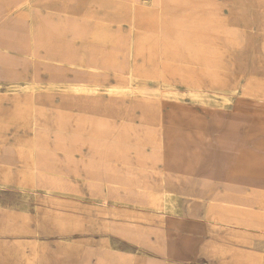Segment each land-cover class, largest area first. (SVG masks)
Instances as JSON below:
<instances>
[{
  "label": "rangeland",
  "instance_id": "1",
  "mask_svg": "<svg viewBox=\"0 0 264 264\" xmlns=\"http://www.w3.org/2000/svg\"><path fill=\"white\" fill-rule=\"evenodd\" d=\"M243 1L248 7L258 3V0ZM30 2L32 3V0ZM114 2L122 4L120 6L122 10L133 11V23L132 16L120 19L104 17L106 12L104 8H99L103 17L95 18L114 23L118 38L130 36L132 44L127 58L132 69L130 85L136 93L133 96L123 95L112 89L111 87L117 84L115 75L116 83L105 88L102 79L109 76L105 71L100 75L95 73L96 76L90 74L82 76L78 79L81 81L77 83L57 80L58 83L51 84L47 89L83 96L106 94L117 97V118L113 110V118L116 121L123 116L119 112L120 108L127 113L132 111L136 122L142 121L143 114H148L155 124L161 125L166 159L173 156L172 145L175 137L199 140V146L194 142H188V158L176 164V170L171 171L170 175L164 173L165 185L180 193L183 200L176 203L168 196L164 199L153 196L151 204L145 207L139 203L134 204L135 200L131 198L130 204L115 200L101 203L92 197L90 188L83 183L80 190L66 193L46 192L36 187L33 103L30 94L42 90L43 86L39 77H36V83H32L33 75L29 77L26 73H18L21 78H17L24 83L0 85V100L5 105L0 111V144L17 143L23 155L22 167L0 168V208L5 214V227L0 234V264H84V254L92 247L121 248L119 243L107 236L109 232L118 233L109 231L112 222L139 225L166 224L173 234L180 235L182 239L183 250L181 257H177L178 264H264V233L219 224L211 218L208 219L205 211V204L213 200H228L240 207L254 208L260 186L252 184V191L248 192L249 183L239 182V175L229 179L221 168L195 165L199 147L202 146L200 142L207 138L206 128L214 139L212 148L221 149L219 137L223 129L233 121H236L237 128L230 133L229 141L237 144L238 128L242 122L250 119L252 112L263 118L259 119V122L264 123V103L253 110L250 107L234 106L241 99L264 101V78H261V71L257 70V66L252 67L256 58L255 50L248 47L245 51L246 46L240 50L236 46L240 45L237 39L240 26L241 28L244 26L239 24L238 9L233 14L235 18H227V15H230L228 8L230 1L217 0L221 5L220 14L229 20L230 27L227 34L221 32L206 34L202 29H198L197 33H191L189 30L174 31V25L177 22L183 24L184 17H174L170 14L169 18L164 17L161 20V7L152 0ZM236 2L238 3V0ZM24 3V0H14L12 8H2L0 21L16 15V12L27 7ZM247 8L243 13L250 15L251 11H247ZM189 12V8L183 9L184 16ZM163 25L173 28L165 30ZM3 26L5 24H0V27ZM126 27H129V33L125 31ZM246 31L247 45L251 37L250 28L247 27ZM12 40V36H9L2 41V46L23 50L21 45L12 44ZM239 52L243 54L240 55ZM29 83H32L29 86L30 90H23L20 87L30 85ZM85 87L96 90L88 92ZM192 89H203L216 100L224 99L223 92L233 93L232 97H227V100L231 101L230 106L233 107L224 112L221 128L216 127L213 111L192 101L190 96ZM97 105L95 114L109 116L110 110L105 113L103 106L101 107L99 103ZM125 117L128 119L129 116ZM10 130L18 133L21 131L22 134H10L13 133ZM83 149L87 147L84 146ZM57 151L61 155L65 154L63 150ZM178 153L181 154V151ZM73 154L80 156L83 153L73 151ZM164 164L165 162L159 161L158 166L163 168ZM219 169H221L219 175L208 176V182L213 185L212 192L202 193V173ZM229 184L235 187L232 194L228 188ZM121 190L124 192V189ZM162 201L164 206L161 209ZM256 209L264 214V199L258 200ZM215 212L224 221L225 216L229 215L227 211L223 215ZM257 219L260 221L259 216ZM250 227H258L264 231L261 221L260 225L251 224ZM166 250L161 253L166 252L168 257H173L170 251ZM128 258L131 260V256ZM136 259V263H139L143 261L144 255L138 253ZM148 264L154 263L151 261Z\"/></svg>",
  "mask_w": 264,
  "mask_h": 264
},
{
  "label": "bare ground",
  "instance_id": "2",
  "mask_svg": "<svg viewBox=\"0 0 264 264\" xmlns=\"http://www.w3.org/2000/svg\"><path fill=\"white\" fill-rule=\"evenodd\" d=\"M13 1L0 0V15L2 8H12ZM29 1L24 0L28 8V14L30 16L35 15L36 8ZM80 1L88 2L82 14L89 17V21L96 19L95 17L102 16L99 8L105 9L104 17L120 19L133 14V11L122 10L120 7L122 4L119 2L115 3L114 0ZM152 1L161 7V20L170 16V14L174 17H184L185 21H183V24L177 22L174 25V31L189 30L191 33H197L198 29H202L206 34L211 32L227 34V30L230 27L229 22L220 14L221 5L217 0ZM258 3L264 6V0H258ZM184 8L190 9L187 16L183 15ZM49 14H57V12H50ZM68 14L71 16L76 15L73 13ZM262 14H264V11ZM163 27L167 30L172 26L163 25ZM91 28L92 26L87 24L85 29L81 30L80 46L85 47L87 51L86 68H82V70L85 71L84 73L94 76H96L95 73L100 75L102 71L109 74L110 70H112L117 78V84L111 88L123 95L133 96L136 91L130 85L132 69L127 58L132 44L130 36H120V38L117 36V42L112 47L118 50L119 55L111 57L105 54L107 48L111 47V45L91 40ZM261 29H264V25L261 26ZM15 30L16 27L14 25H9L8 29L3 30L0 35V43L3 44L6 38L12 36V44L21 45L24 51H31L35 55L39 49H44L47 58L57 60L52 63L58 65L55 66V71L59 72L52 74V78L58 81H66L60 73L63 69L58 62L70 60L74 64L72 68L75 69V72L80 69L77 65L78 57L68 54L71 50L68 49L71 47V40L64 42L59 39H53L46 32L38 30H34L33 40H31L27 34H22L21 36L13 35ZM236 46L239 49L241 45ZM7 74L11 78H21L18 73L7 72ZM36 77L38 78L37 74L34 73L31 79L32 83L37 82ZM127 80L128 82H126ZM32 83L27 86L20 85V87L23 90H30L29 86ZM85 88L88 89V92L96 90L89 89L90 87ZM232 95L233 93L223 92L224 99L216 100L215 97L210 96L203 89L190 90V96L194 103H199L214 112L217 128H221L223 124V116L226 109L233 107L230 106L231 101L227 100V97H232ZM263 103L264 101L260 99H241L234 106L250 107L253 110L254 107ZM4 107V103L0 100V111ZM89 107L85 105L79 111H74L61 110L55 105L42 109L34 104L32 127L35 134L34 182L36 187L46 192L66 193L80 190L81 183H83L90 188L92 197L101 203L115 200L130 204L132 202L131 199H133L135 200L134 204L139 203L140 206L148 207L153 196L161 199L168 196L176 203L182 201L180 193L171 190L165 185L164 173L170 175L171 171L176 170V164L188 158V142H194L199 146V140L183 136L175 137L172 145L173 156L170 159H166L164 157V138L161 125L155 124L148 114H143L141 117L142 121L136 122L133 119L132 111L127 113V111H122L123 108H120L119 112L123 116L116 121L115 118H110L106 114L104 116L95 114L98 105L91 109ZM103 111L108 113V110L104 107ZM126 115L129 116L128 119H126ZM156 116L155 118H157ZM235 128H237V123L233 121L223 129L224 131L218 140L220 148L225 152L224 158L229 162L234 158V148L238 146L237 142L231 143L229 141V135ZM206 136V140L200 142L202 146L198 150L196 166H200L206 151L214 145V139L207 128ZM84 146L87 149H83ZM57 150H63L65 154L61 155ZM73 151L83 154L76 156ZM179 151H181V154L178 153ZM115 161L119 166H116ZM159 161L165 162L164 167L161 169L158 166ZM221 169L229 179L238 176L232 173L233 169L231 167H221ZM221 169L217 170V172ZM213 175L215 176V172ZM208 176L209 174H202L201 178L202 193L204 194H209L213 190V185L208 182ZM73 177L76 180L72 179ZM228 188L230 189V194H232L235 187L229 184ZM121 189H124V192ZM127 199H130V201H127ZM163 202L161 203L162 206H160L161 209L164 206ZM207 205L221 215L227 211L229 215L225 216L226 222L240 223L245 227H250L251 224L260 225V221L257 219L258 214L253 211L254 208L252 207H240L237 203L228 200H213ZM4 227V219L0 217V234L4 231ZM109 231H117L146 248L159 251L166 250V246L163 247L162 240L151 242L147 239L151 232L148 227L141 228L139 224L112 222L109 225ZM114 254L118 258V264H131L132 260H129L127 255L115 252ZM97 257L101 261L99 264H108L110 261L109 254L106 251L101 252Z\"/></svg>",
  "mask_w": 264,
  "mask_h": 264
},
{
  "label": "crops",
  "instance_id": "3",
  "mask_svg": "<svg viewBox=\"0 0 264 264\" xmlns=\"http://www.w3.org/2000/svg\"><path fill=\"white\" fill-rule=\"evenodd\" d=\"M229 1L230 3H228V8L230 10V15H227V18H235L233 17V14L238 9L239 24L244 25L242 28L240 26L237 36L239 44L242 45L239 49L241 50L246 46L244 48L245 51L248 47L249 49L253 48L255 50L254 53L256 58L252 64V67L257 66V70L261 71V78H264V29L260 28V26L264 25V14H262L264 11V6H261L256 2L254 6L250 5L248 7V5H246L245 1L243 0H238V3L236 0ZM87 4V1L81 2L80 0H32V5L36 8V14L30 16L28 14V8L24 7L19 12H16V15L0 21V24H5V26L0 27V33L3 30L8 29L9 25H14L16 30L14 31L13 35L15 36L27 34V36L33 40L35 33L34 30H38L40 32H46L53 39H59L64 42L71 40V47L68 48L71 50L69 52L67 50V52L68 54L78 57L77 65L80 69L75 72V69L72 68L74 64L70 60L58 63H60L59 66H61L63 69L60 73L64 77V80L69 83H77L81 81L78 80L80 77L88 75L87 73H84V70H82V68H86L85 61L87 57V51L85 47L80 46L81 30H84L87 24L92 26V34L90 37L91 40L111 45V47L107 48L105 53L106 55L111 57H117L119 55L118 50L112 47V45L116 44L117 42L116 26L114 23L110 21H102V19H94L89 21V17L82 14L84 13V9L86 8ZM246 8L247 11H251L250 15L243 13L246 12ZM50 12H57V14H49ZM68 13H73L76 15L71 16ZM247 27L250 28L249 35L251 34V37L248 39L249 42L247 41L246 45L245 42L248 38L246 31ZM128 29L129 27H126L125 31L128 32ZM239 54L242 55L243 53L239 52ZM259 57L261 58L259 59ZM53 61L57 60L47 58L43 49H39V51L34 55V53L31 51L27 52L13 48H5L0 43V85H15L24 83V81L18 78L8 77L7 72L26 73L29 77H31L34 73H37L43 89L30 94V98L32 99L33 103V109L34 104H36L42 109H46L55 105V107L61 110L79 111L81 107H84L85 105H88V107L91 106L89 107V109H91L99 103L101 107L103 106L107 110H110V118L113 117V110L115 111V117L117 118V97H110L106 94H102L100 96H83L48 90V86L58 83L55 78H52V74L59 72L55 71V66L58 65L52 63ZM114 75V72L110 70L109 76L102 79V85L105 88L116 83V78ZM259 119L262 120L263 118L257 117V115H254L252 112L250 119L248 118V121L245 120L240 124L238 128L239 143L238 146L234 148V158L231 160L232 163L224 158L225 152L223 149H215L211 147L206 151L204 160H202L200 164V167H203L204 165L207 167L214 166L216 168L232 167V173L239 175V182L249 183L248 192L252 191V184L254 186H260L258 200L264 199V123H260ZM10 132H13L10 134L15 135L22 134L21 131L18 133L15 130H10ZM22 162V151L17 143L0 144V168L12 169L22 167ZM116 166H119L117 162ZM214 172L216 175H219L220 173L216 170L202 174H213ZM257 203L255 204L253 211L258 214L261 225H264V214L256 209ZM205 211L208 219L211 218L219 224L236 226L264 233V231L258 227H245L236 223L226 222L220 217L219 214L214 211L211 206L206 204ZM0 215L2 216V219H4L5 214L2 208H0ZM140 227L150 228L151 232L147 239L151 242L162 240L163 247L166 246V249L170 251V254L173 257H168L165 254L166 252L161 253L163 250H152L150 248L141 246L116 232H109L107 236L116 243H119L121 248L113 249L102 246L92 247L91 249L86 250L84 254V264H99L101 261H99L97 256L104 251H106L110 257L108 264H118V258L114 252L131 256V264H148L151 261L154 264H178L176 260L181 257L183 250L182 239L180 235L173 234L168 226L162 223L154 225H140ZM138 253L143 254L144 259L143 261L141 260L142 262L140 261L139 263H136Z\"/></svg>",
  "mask_w": 264,
  "mask_h": 264
}]
</instances>
